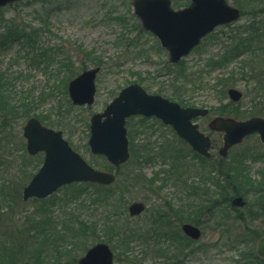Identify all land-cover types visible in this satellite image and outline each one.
Segmentation results:
<instances>
[{
  "label": "rangeland",
  "instance_id": "obj_1",
  "mask_svg": "<svg viewBox=\"0 0 264 264\" xmlns=\"http://www.w3.org/2000/svg\"><path fill=\"white\" fill-rule=\"evenodd\" d=\"M133 1L23 0L0 10V80L12 84L9 100H0V264H78L102 242L115 252V264H264L253 259L256 242L264 235V193L259 192L264 191V145L258 135L233 149L227 160L214 151V178L222 184L221 191L220 186L206 191L211 194L206 209L216 207L211 221L202 225V240L195 244L169 243L168 226H161L157 218L169 201L186 198L185 191L174 189L161 173L167 165L181 174L186 171L180 159L189 154L187 145L171 129L156 120L129 119L133 153L121 167L92 155L89 147L91 117L133 83L183 107L208 109L210 115L197 122L220 145L222 135L208 128L213 118L264 117V32H259L261 41L253 42L258 33L254 30L264 31V0H228L242 17L217 28L178 64H171L157 37L142 28ZM171 1L176 10L190 4ZM16 25L28 26L27 32L18 31L21 34H37L34 46L9 31ZM96 68L102 70L95 103L74 105L69 83ZM232 88L243 93L238 104L229 98ZM32 117L62 131L90 165L114 173L117 182L112 189L72 184L44 200L23 201L24 188L44 160L43 154L32 157L26 150L23 129ZM237 160L246 171L240 195L248 202L239 213L225 200L232 195L225 175L233 169L236 176ZM136 201L145 202L147 210L131 218L128 208ZM251 210L258 212L252 224ZM202 215L191 211L187 217L192 221ZM239 215L250 225L247 229L241 228L245 224ZM252 234L258 236L254 243Z\"/></svg>",
  "mask_w": 264,
  "mask_h": 264
},
{
  "label": "water",
  "instance_id": "obj_2",
  "mask_svg": "<svg viewBox=\"0 0 264 264\" xmlns=\"http://www.w3.org/2000/svg\"><path fill=\"white\" fill-rule=\"evenodd\" d=\"M22 0H0V8L16 4ZM135 14L143 27L153 32L162 46L169 52L171 63H178L198 46L203 38L218 26L234 22L241 16L240 10L232 7L227 0H192L190 7L175 11L171 0H135ZM100 68L84 72L71 81L69 94L75 105H93L96 95V77ZM229 97L235 103L243 98V93L232 88ZM207 109L184 108L160 95L148 94L139 84L124 88L119 96L101 114L91 118L90 149L93 155L107 157L114 166H121L130 159L129 139L126 121L137 115L157 117L165 125H170L177 135L189 143L200 154L210 157L211 139L199 131L194 119L207 116ZM209 128L223 133V147L220 155L226 158L230 149L240 145L253 134L260 136L264 144V118L253 117L246 121L217 117ZM27 153L36 156L45 153V161L23 190V200L46 199L60 187L73 183H94L109 186L115 183L112 173L95 169L63 138L61 131L44 126L37 118H31L24 127ZM233 205L243 207L242 197L235 198ZM146 210L142 202L129 206V215L137 217ZM184 232L194 240H199L201 231L184 225ZM259 253L264 258V237L259 242ZM115 254L106 243H98L87 251L79 264H114ZM21 264H30L28 262Z\"/></svg>",
  "mask_w": 264,
  "mask_h": 264
},
{
  "label": "flooded vegetation",
  "instance_id": "obj_3",
  "mask_svg": "<svg viewBox=\"0 0 264 264\" xmlns=\"http://www.w3.org/2000/svg\"><path fill=\"white\" fill-rule=\"evenodd\" d=\"M142 118H144L145 120H154V121L156 120V121L161 122L159 119L154 118V117L153 118L142 117ZM203 118H207V117H203ZM199 119H201V118H199ZM199 126H200V124H199ZM167 127L169 129H171L172 132H174L173 128H171L170 126H167ZM207 135H209L210 138L212 139V145H211V151H210L211 156L210 157H205L202 154H200L199 152L195 151L194 149H192V147L189 144H187L183 140L184 143L187 145V148H188L187 151L189 152V154L186 156H184V154H183L184 157H181L180 160L183 161L182 167H184L186 171H182V174H181V173H179L178 170H175L174 166H169V165H167V167H168L167 170L161 171L162 176L164 175L168 178V182H170V184L173 186L174 189H179L182 192L185 191V197H186L185 199H181V200H177V201L176 200H174L172 202L169 201L166 208L162 207V210L159 211L160 213L158 212L159 215L157 218H159L161 221V222L159 221L160 222L159 224H161V226H163L165 228L168 226L169 231H167V236H168L169 243H172V244L175 242L178 243V241H182L186 244L199 243L202 240L203 235H204V232L202 230V225L211 221V219H212V210H213V208L216 207V204H214V205H212L206 209L205 202H208L209 199L211 198V194L209 192H206V191H209V189H211V188H214L217 190V188L219 186H220L219 189L221 191V185H222L221 183H215L216 179L214 178V176L217 174V170L214 168V166L217 163L216 162L214 163V161H215L214 151L217 150L219 159L222 161H224V160L220 156V150H221L223 144L221 143V145H220V143L218 141H215L213 138V134H207ZM132 143H133V140L130 139V144H132ZM233 149H235V148H233ZM231 151H230V153H231ZM177 159H178V156H177ZM216 159H218V158H216ZM227 159L228 158H226L225 160H227ZM237 165H238V163L236 162V166ZM238 167H236L234 170L237 171ZM190 171H193V173H190ZM219 171H220V169H219ZM230 171H229L230 173L228 172L229 174L225 175V180H230V182L228 184V188L231 189L230 191L232 192V195H231V197H229L225 200H226L227 205L228 204L231 205L233 212L239 213L240 212L239 210L244 209L248 205V202L244 199V196L240 195L237 192L238 191L237 185H235V188H233V185H232V183L234 182L233 169H231ZM159 175L160 174H158L156 176L158 177ZM224 188H226L225 185L222 186V191L225 190ZM238 197L243 198V200L245 202V205L243 207H237V206L233 205V200L235 198H238ZM193 198H195L197 200L193 201L192 200ZM256 207L262 208L259 205H257ZM191 211L201 213V215H202V213H204V214L202 215L201 219L199 216H197L198 218H195V219L192 218L194 220L190 221L191 219L187 216L190 215ZM180 215H181V217H180ZM255 215H258V212H255V210H251L249 212L250 220L253 221V222H251V224L254 223L255 220L258 218V217H255ZM263 216H264V208H263L262 217ZM238 218H239V220H242L243 222L245 221L244 218L240 217V215L238 216ZM244 224H245V222H244ZM184 225H192V226L198 228L202 233L201 239L200 240H194L190 236H188L183 230ZM248 226H250V225H248V223H246L241 228L247 229ZM176 227H179V230H177ZM171 230L172 231L176 230L175 235L171 234ZM256 236H255V234H252L251 241L253 243L256 241V238L258 237V236L257 237ZM263 237H264V235H262L256 242V248H255L256 249V257L255 258L253 257V259H255L257 263H264V258L260 255L259 247H258L259 242L261 241V239ZM232 240L233 239H230L227 241L229 242Z\"/></svg>",
  "mask_w": 264,
  "mask_h": 264
},
{
  "label": "trees",
  "instance_id": "obj_4",
  "mask_svg": "<svg viewBox=\"0 0 264 264\" xmlns=\"http://www.w3.org/2000/svg\"><path fill=\"white\" fill-rule=\"evenodd\" d=\"M21 29H23L24 31H28V26H24V27H22V26H20V25H16V26H14L12 29H10L9 31L11 32H14L16 35H15V37H17L18 39H20V38H27V41L29 42V43H31L33 46L35 45V35H37V34H35V35H33L32 37L31 36H29L28 35V33H26V32H24V34H21V33H19L18 31L19 30H21ZM38 29H34L32 32H35V31H37ZM39 31V30H38ZM254 32H258L257 34H254V39H253V42L255 41V42H257V41H261V34L259 33V32H264V31H262V29L261 30H254ZM260 34V35H259ZM2 80H0V100H6V101H8L9 100V95H8V93H9V90H10V88H11V83H8V82H1ZM5 84H6V86H5ZM13 90H14V88H13ZM262 99H264V97L262 98ZM233 113H235L234 111H232ZM262 114H264V113H262ZM239 166V165H238ZM246 171L245 170H243V169H241V167H238V169H237V174H236V176H234V182H235V184H238L240 187H238L237 186V192L239 193V194H241V191H242V189H241V186H243V182H242V180H243V177L245 178V176L244 175H246V173H245ZM82 186H85V187H94V188H100V189H102L103 191H109V190H111L112 189V187H103V186H99V185H92V184H81ZM260 192V194H263L264 193V191H259ZM17 263H19V261L18 260H16L15 262H14V264H17Z\"/></svg>",
  "mask_w": 264,
  "mask_h": 264
}]
</instances>
